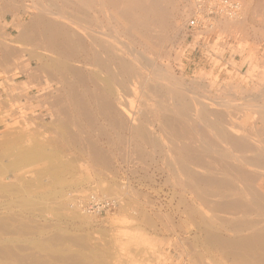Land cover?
<instances>
[{"label":"rangeland","instance_id":"obj_1","mask_svg":"<svg viewBox=\"0 0 264 264\" xmlns=\"http://www.w3.org/2000/svg\"><path fill=\"white\" fill-rule=\"evenodd\" d=\"M48 1H55L65 10L66 16L71 15L68 18L84 24L80 10L85 6L81 0H21L16 3L0 0V19H5L0 35V79L4 80L0 83L4 91V98L0 97V264H264L262 257L259 260L261 253L257 256L254 249L253 254L247 255H254L252 261L241 253L240 257H233L229 254L231 249L218 244L219 238H235L230 223L237 225V220L247 223L261 217L255 211L246 217L216 213L214 204L221 200L209 196L203 187L199 189L194 181L182 176L174 155L169 152L171 136L166 129L160 128V131L158 122L152 120L149 127L157 143L155 147L137 142L129 133L107 125L96 115L91 101L86 104L91 109L92 125L72 110L68 117L62 113L65 101L60 100L64 101V105L60 102L61 107L55 102L64 95L62 80L67 78L66 82H72L79 95L83 87L66 72L37 70L40 63H48L54 55L31 43H18L16 39L20 27L28 26L40 12L46 11ZM238 1L243 7L238 17L217 21L206 31L209 36L203 37L204 30L195 29L192 37H187L186 24L192 0H170L174 9L178 5H188V9L176 18V26L173 24L166 31L162 45L148 51L146 63L153 78L162 80L160 86L184 91L186 99L200 100L212 111L229 112L237 125L261 140L259 145L263 148L264 122L259 111L264 110V13L255 8L257 0ZM41 14L48 19L46 13ZM5 50L10 51L11 56ZM3 56L9 58L4 60ZM30 75L35 79L28 78ZM8 85L21 86V90L15 92ZM146 96L143 103L147 107L155 105L154 99ZM137 101L128 98L131 112L125 109L122 116L130 117L132 111L139 108ZM166 103L171 105V101ZM205 131H197L198 135L196 130L191 133L199 137L194 138L203 149L200 151L215 148L223 157L228 149L224 155L228 158L224 160L230 163L234 158L230 165H237L234 156H239L238 153L218 139L219 142L213 132L206 131V135ZM92 146L101 152L102 164L98 162L100 158L95 161ZM31 151L38 154V161L37 158L33 161ZM26 154L31 156L28 164L19 159ZM215 155L210 157L215 159ZM207 159L209 161V157ZM191 181L194 185L189 186ZM90 195L111 201L113 208L101 214H90L80 206ZM249 234V230L240 233L241 236Z\"/></svg>","mask_w":264,"mask_h":264},{"label":"bare ground","instance_id":"obj_2","mask_svg":"<svg viewBox=\"0 0 264 264\" xmlns=\"http://www.w3.org/2000/svg\"><path fill=\"white\" fill-rule=\"evenodd\" d=\"M11 1L16 3L21 0H11ZM81 1L82 2L80 3L83 4V6H85V9L80 10V12L83 14V16L81 15L84 19L83 25L80 24L81 22L77 23L80 20L79 21L77 20L75 22L73 20L74 18L70 17L72 20L68 18L71 15L69 16L67 15L68 16L67 17L64 12L65 10L63 11V8H61L57 3H55V1L52 2L48 1L51 4L50 3H48L49 5L47 4L49 7H47L46 11H42V9H38V12L42 11L46 13L48 19L46 18L47 20H45L43 18L44 14L42 15L41 14L42 12H40L39 14L41 16L39 15L37 16L38 13L37 12L35 14V16L37 17H34L32 21L30 20L31 22L30 24H28V26L24 25L25 27L23 26H22L23 28L20 27L17 33L16 39L18 43H31L35 45L33 47L35 48L39 47L43 51H46L45 53L49 52L52 55H54L52 59H50L51 57L49 55L50 61L48 60V63L44 62L45 64L40 63L39 66H37L38 67L37 70L50 69L51 72L59 73V74L62 71L66 72L67 74L72 75L77 81L76 83H78L83 87L82 93L80 95L77 94L78 92L76 93L73 87L74 84H72V82H70L72 85L69 84V82H66L67 78L65 80L64 77L60 75L64 79V81L62 80L64 84L63 85L61 84L62 85L61 87L63 88L61 90H63L64 95L63 98H60L62 95L60 96V94L59 95L57 94L58 96H60L58 97V99L59 98L60 99L59 100L57 99V101L55 100L57 104L55 102L54 104L61 107L60 104L61 103L63 104V102L65 101L66 105L65 107L63 106V109L61 110L63 114L69 116L70 114H72L70 113V110H72L74 114L81 116L84 120H86L85 122H87L89 125L90 124L92 125L93 123L90 122L91 114L89 113L91 109L89 108V105L86 104V101L88 102L91 101L93 104L92 109L95 111L96 115L100 119L107 122V125L109 124V126H112V128L114 127L121 132L123 131L129 133L131 136H133V138L137 140V142L148 143L150 145H155V147L157 143L151 137L149 133V127H151L153 121H155L156 123L158 122L159 124L157 125L160 126L159 129L160 128L166 129L167 132H169V135L171 136V140H170L171 146H168L170 147L169 152H172V154L174 155L175 162L178 165L179 167L178 169L180 170L182 176L185 175L186 177L190 178L187 180L194 181L199 189H201L200 187H203L206 193L208 192L209 196L215 197L214 199L217 198L218 200H221V202L218 201L219 203L214 204V211L216 210L217 211V212L215 211L216 213L218 212H221L222 214L230 213L232 215L241 214L244 217H246L247 215H249L248 213L255 211L261 217L259 220H255V221L252 220V221H248L247 223L242 220H237V223L234 222L237 225L230 223L229 227H231V230L234 232V234H236L235 238L220 239L219 237H217L219 238L218 244L221 243V246L223 245L222 246L223 248L224 246H226L227 249L228 248L231 249L230 251L231 253L229 254H231V256L233 255V257L234 256L240 257V253H241V255L244 254L243 256L251 259L252 256L254 255H252L251 257L248 256H250L252 250L254 249V251H257L256 254L258 252L261 253L262 256L260 255V253H258L260 255L259 260L262 257L261 261H263L264 260V147L262 148V146L260 147L259 145L261 140L257 139L255 136V138L257 139L256 140L253 137V134L251 136L250 132H247L245 128L237 125V123H235V121L232 120L234 118L232 119L230 118L231 116L230 114H228L229 112L228 113L226 111L224 112V110L216 111L215 109H213L215 111H212L210 110V108L207 107L205 103H202L200 100L186 99L183 95L185 94L184 91L181 90L177 91L174 90V88L166 87L167 86L166 84L165 87L160 86L161 84L160 82L162 80L161 79L156 80L153 78V72H151L148 69L149 65L146 63L147 60L146 54L148 53V51L150 49L152 50L154 46L156 47L162 45L165 39L166 31L170 29L173 26V24H175L176 26V18L179 16H183V14H185V12L188 9L187 7L188 5L187 6L178 5L174 9L171 6L170 0H81ZM255 5H256L255 8H257L263 14L264 0H257V3ZM98 15H101L102 19L98 18ZM238 16L239 14L231 18L221 19V21L231 20ZM2 25L3 24H1L0 22V32L2 31L1 30ZM96 29L100 31L96 32L95 31ZM6 51L7 50H5V52ZM10 51H7L6 54L11 56ZM13 53L15 54L16 51ZM3 55H5L4 52ZM47 57L46 59H48ZM1 58H4L5 60L6 58H9V56L8 57L6 56V58L5 56H3ZM3 63H5V61ZM71 63L77 64L79 66L75 67L74 65H72L74 66L72 67ZM146 95L147 96L150 95L154 99L155 105L154 104L151 106L148 105L149 107H147V104L143 103V98ZM131 96L133 97V100L134 99L138 100L137 102L139 108L137 107L138 109H136V111H132L130 117L123 115L124 117L126 116L125 119H123L124 118L122 116L123 113L121 114L123 110L127 109L128 111L131 112L130 109L131 107L127 104V99L132 98ZM186 97L189 98L188 96ZM61 99H63L64 101L61 102L60 101ZM166 101H168V103L169 101H171V105L169 106V104H167ZM51 106H53V104ZM66 107H68L67 108L68 110H66ZM259 112L263 114V116L261 117H262V122H264V110H261ZM256 124L259 125V123ZM63 126L66 125L63 124ZM256 127L260 129L259 126ZM102 130L104 131V129ZM193 130H196V133L197 131H202L203 133V131L205 130L209 132L210 131L213 132V135L215 134L214 137H216L217 140L219 139L221 143H224V146L227 145L234 150L233 152L236 151L238 153L237 155L239 156H234L236 157L237 165L235 166L230 165V163L234 160L233 157H232L233 160L231 159L232 160L231 162L230 159L227 160L230 163H227L226 160H224L228 158L227 156H224L227 155L228 149H226L227 151L223 152V153L226 152L223 155V157H221L222 155L220 154L221 151L215 152L214 150L215 148L209 150L211 148L208 147L209 149L206 148V150L204 149V151H200L203 149L199 147V145L197 144L198 140L194 138L196 136V133H194L195 136L191 135ZM206 131L204 133H206L207 135L208 133ZM246 132L249 133L250 135H248ZM206 135L203 134V136H205L204 137L205 141L204 138L201 137V139L203 138L202 140L205 143H206ZM74 136L73 138L76 139V137ZM192 137L194 138V140H196L195 142L193 141ZM73 138L71 139L72 141H74ZM131 139L132 138H130V141ZM207 139L209 140L211 138H207ZM211 140L213 141L214 139ZM217 140L214 141L219 144L220 141L218 140L219 141L218 142ZM132 142L134 143V141ZM163 142L161 143L164 144ZM89 145L91 146V144ZM206 145H208V142ZM214 146L216 147V144H214ZM93 147L94 146H92L91 149L93 152L92 155L94 159L96 158L95 161L98 160L97 158H100L98 160L99 162L103 158V156L102 154H100L101 152L98 153L99 151H95L97 149ZM210 147L212 146L210 145ZM91 150L89 151L90 153H92ZM216 150H218L217 147ZM31 152L30 154L34 161L36 160L38 154L35 153L34 151ZM33 153H35L36 155H34ZM213 153L216 154L215 159L211 158L213 157L211 155H214ZM228 154L230 155V152ZM29 155L28 154L22 155L20 156L21 158L19 159H23L24 162L26 160L28 164L29 161L28 158H31V156ZM207 157H209V161ZM32 159L30 160L32 161ZM19 161L22 162L21 160ZM19 161L16 160L15 162L17 163ZM194 168H198L200 171L197 172L196 170H194ZM192 181L189 182L191 183V185L189 186L194 185V182L192 184ZM197 192L199 193V191ZM220 220L221 217L219 218V221ZM222 221L221 223L224 222ZM259 224H263L261 228L258 226ZM211 228L212 227H210L209 229ZM248 230L250 231L249 235L247 236L240 235L241 232ZM207 234H209V231ZM210 234L212 235V233ZM258 254L257 256H259ZM245 257L241 259L245 261L244 260ZM253 259L254 257L252 258V261L255 260ZM257 260L258 259H256V261ZM249 263H251V261H249Z\"/></svg>","mask_w":264,"mask_h":264},{"label":"built area","instance_id":"obj_3","mask_svg":"<svg viewBox=\"0 0 264 264\" xmlns=\"http://www.w3.org/2000/svg\"><path fill=\"white\" fill-rule=\"evenodd\" d=\"M242 8L238 0H193L186 24V36L192 37L195 29L204 30L201 36H209L206 31H210L217 21L240 14ZM81 207L90 214H101L113 208L111 201L98 199L94 195H90Z\"/></svg>","mask_w":264,"mask_h":264},{"label":"crops","instance_id":"obj_4","mask_svg":"<svg viewBox=\"0 0 264 264\" xmlns=\"http://www.w3.org/2000/svg\"><path fill=\"white\" fill-rule=\"evenodd\" d=\"M3 21H5V19H3ZM2 20H1V23L3 22ZM8 33V32H7ZM0 35H1V32H0ZM1 75V74H0ZM32 75H30L28 78H30V79H33L34 77L32 76ZM4 80L3 79H0V83L1 82H3ZM13 84L15 85V84H17L16 82H13ZM8 87H9V89L10 90H13V91H15V92H17V91H19V90H21V86L20 87H16V86H14V87H10L9 85H8ZM0 97L1 98H4V91L3 90H1L0 89ZM1 99H0V105H1ZM22 103H23V101H21ZM0 108H1V106H0ZM1 110V109H0Z\"/></svg>","mask_w":264,"mask_h":264}]
</instances>
